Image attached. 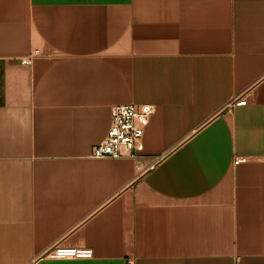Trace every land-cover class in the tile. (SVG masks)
Segmentation results:
<instances>
[{"label":"crops","instance_id":"obj_1","mask_svg":"<svg viewBox=\"0 0 264 264\" xmlns=\"http://www.w3.org/2000/svg\"><path fill=\"white\" fill-rule=\"evenodd\" d=\"M121 104L142 151L90 157ZM128 260L264 264V0H0V264Z\"/></svg>","mask_w":264,"mask_h":264},{"label":"built area","instance_id":"obj_2","mask_svg":"<svg viewBox=\"0 0 264 264\" xmlns=\"http://www.w3.org/2000/svg\"><path fill=\"white\" fill-rule=\"evenodd\" d=\"M30 52L21 60L23 64H29L35 56ZM246 99L236 96L227 102L226 109L235 106H244ZM153 113V107L148 104H121L113 105L110 109V124L104 138L94 145L90 152L92 158H136L142 151V136L149 118ZM245 157L235 158L234 164L245 162ZM92 254L89 248L52 246L47 252V257L56 260L87 258ZM127 264H131L128 260Z\"/></svg>","mask_w":264,"mask_h":264}]
</instances>
